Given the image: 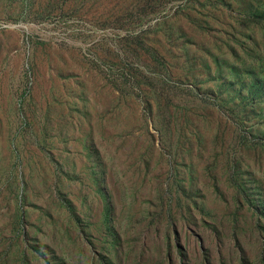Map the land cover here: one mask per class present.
I'll list each match as a JSON object with an SVG mask.
<instances>
[{
  "label": "rangeland",
  "instance_id": "374dc122",
  "mask_svg": "<svg viewBox=\"0 0 264 264\" xmlns=\"http://www.w3.org/2000/svg\"><path fill=\"white\" fill-rule=\"evenodd\" d=\"M0 264H264V0H0Z\"/></svg>",
  "mask_w": 264,
  "mask_h": 264
},
{
  "label": "trees",
  "instance_id": "16d2710c",
  "mask_svg": "<svg viewBox=\"0 0 264 264\" xmlns=\"http://www.w3.org/2000/svg\"><path fill=\"white\" fill-rule=\"evenodd\" d=\"M147 105H148L150 108H152V106H153L152 102H150V101L147 102Z\"/></svg>",
  "mask_w": 264,
  "mask_h": 264
}]
</instances>
